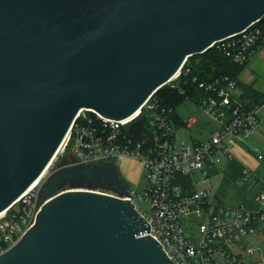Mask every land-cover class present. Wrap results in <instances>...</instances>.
Returning a JSON list of instances; mask_svg holds the SVG:
<instances>
[{"label": "water", "instance_id": "water-1", "mask_svg": "<svg viewBox=\"0 0 264 264\" xmlns=\"http://www.w3.org/2000/svg\"><path fill=\"white\" fill-rule=\"evenodd\" d=\"M262 19L264 0H0V214L53 162L80 110L131 118L188 58ZM115 172L61 168L0 264H173Z\"/></svg>", "mask_w": 264, "mask_h": 264}, {"label": "built area", "instance_id": "built-area-1", "mask_svg": "<svg viewBox=\"0 0 264 264\" xmlns=\"http://www.w3.org/2000/svg\"><path fill=\"white\" fill-rule=\"evenodd\" d=\"M261 46H264V24L256 23L217 42L211 49L243 66ZM192 70L188 58L159 90L168 88L185 96L191 86L203 92L197 108L219 128L205 142L176 146L172 110L162 103L157 90L125 120L114 121L90 109L80 110L61 143V152L70 159L65 166L84 164L101 169L105 163L115 166L125 160L138 162L145 187L140 192L129 189L130 198L123 199L144 218L148 236L173 264H260L243 260L239 252L251 259L258 249L247 247V240L264 237V154L252 140L264 103L246 108L233 97L235 80L217 76L201 81L192 75ZM138 116L141 121L126 135L123 126ZM193 123L194 118L190 117L185 126ZM236 147L252 154L262 169L259 173L242 166L239 178L242 186L258 187L256 209L227 207L212 199L204 166L236 161L233 154ZM194 173L201 175L199 182L194 181ZM33 189L0 214V254L33 226L41 208L39 194H34ZM141 202L149 207L144 209Z\"/></svg>", "mask_w": 264, "mask_h": 264}, {"label": "rangeland", "instance_id": "rangeland-1", "mask_svg": "<svg viewBox=\"0 0 264 264\" xmlns=\"http://www.w3.org/2000/svg\"><path fill=\"white\" fill-rule=\"evenodd\" d=\"M175 112L177 113L178 117L180 118L181 122L185 123L190 116L196 117L197 123L195 126H192L190 129H186L185 127H180L174 136V140L176 142V146L180 147L182 144L190 146L193 142L192 139L195 141H202L204 138H207L211 133L217 131L218 126H216L215 122L211 120L206 114L200 112L197 108V105L194 101L189 100L184 103L177 105ZM264 137V135H262ZM261 139V136H260ZM261 139V143H262ZM259 143V142H258ZM259 150L262 154H264V144L261 145L259 143ZM247 159L245 160L244 165L248 166L249 168H257L258 163L255 160L252 154L247 153ZM237 163L235 160L233 163ZM67 164V160L64 159V155L61 150L57 153L53 162L46 168L44 176L35 187L34 194H39L40 196V187L46 184V181L51 178L52 176L56 175L60 169ZM233 164H229L227 162H222L220 165L212 167L205 164L204 170L207 172L208 180H209V187L211 189L212 199L219 203L220 205H224L227 207H236V206H244L248 210L256 209V201L255 197L259 193V189L257 186H242L239 183L240 178V171L237 169V166H231ZM115 167L118 169L121 174L123 173V165L122 162H116ZM117 172V171H116ZM118 172V173H119ZM129 172H132V181L127 182L128 186L130 187V191L136 190L138 192L141 191L143 185V172L140 170L139 163L137 162V167L130 169ZM193 179L196 182L201 180V175L199 173L193 174ZM95 181V180H94ZM91 183L93 186V190L102 193V194H109L115 197H119L118 191L113 190L111 185L107 183ZM89 184L84 185L82 188L84 190H90ZM202 187V185H199ZM76 184L65 183L61 186L62 190H70L75 189ZM202 189V188H200ZM39 198V197H38ZM144 209H147L149 206L141 202L140 204ZM18 210V208L16 209ZM247 247H252L258 249L255 252L253 257L247 258V256L243 255L242 252L240 256H242L243 260L250 262L254 260L256 263L259 262L260 264H264V237H255L247 240Z\"/></svg>", "mask_w": 264, "mask_h": 264}, {"label": "crops", "instance_id": "crops-1", "mask_svg": "<svg viewBox=\"0 0 264 264\" xmlns=\"http://www.w3.org/2000/svg\"><path fill=\"white\" fill-rule=\"evenodd\" d=\"M253 53L254 54L249 58V60L246 62L243 68L237 73L236 82H238V84L233 92V97H235L238 101H240L246 107L250 105H259L261 101L262 102L264 101V46H261L259 49L255 50ZM189 100H185L182 103L189 101ZM177 105L175 106V109ZM261 110L262 111L259 114V127L256 133L253 135V139H252L253 143L255 144V146H257L258 149H259V143L261 145L264 144V137H262V135H264V105ZM190 117L194 118V123L191 124L189 127L185 126V123L187 121L185 123L181 122L177 113H176V119L172 121L171 124L176 129V131L180 127H185L186 129H190L192 128V126H195L197 123L196 117L194 116H190ZM176 122L181 123V124H177ZM260 136H261V139H263L262 143H261ZM207 138H204L202 141H195V139H192L193 140L192 145L203 143L205 142V139ZM233 154L236 155L237 157L236 162L242 169V166H245L244 159H247L248 154L239 147H236L234 149ZM122 165H123V171H122L123 173L121 174V176L127 182L132 181L133 183L132 172H129V171L130 169L132 170L133 168L137 167V162L134 160L133 161L125 160V161H122ZM245 167L249 168L248 166H245ZM251 169H256L257 172L259 173L262 171L259 165L257 168H251ZM140 170H141V167H140ZM144 185H145V182L143 180L142 189L145 187Z\"/></svg>", "mask_w": 264, "mask_h": 264}, {"label": "trees", "instance_id": "trees-1", "mask_svg": "<svg viewBox=\"0 0 264 264\" xmlns=\"http://www.w3.org/2000/svg\"><path fill=\"white\" fill-rule=\"evenodd\" d=\"M260 24H264V19H262ZM189 63L191 64L192 75L198 76L199 80L209 81L212 78L217 76H224L229 78L230 80H236L237 73L243 68V66H238L232 61L228 60L224 57L222 53H220L217 49H210L203 53L202 55L193 56L189 58ZM238 84V82H237ZM203 92L198 90L196 87L188 86L186 89V95L180 96L176 91H171L168 88H162L158 92L159 99L162 100V103L169 109L172 110V121L176 119L175 106L177 104L182 103L185 100H192L195 103H198L200 99H202ZM264 101L260 102L259 105H250L247 107L261 106ZM246 107V106H245ZM246 107V108H247ZM177 123V122H176ZM181 124V123H177ZM183 124V123H182ZM233 164L231 166H237V169L240 171V176L242 169L237 163H229ZM96 182V181H94ZM89 187V186H85ZM129 187V186H128Z\"/></svg>", "mask_w": 264, "mask_h": 264}, {"label": "bare ground", "instance_id": "bare-ground-1", "mask_svg": "<svg viewBox=\"0 0 264 264\" xmlns=\"http://www.w3.org/2000/svg\"><path fill=\"white\" fill-rule=\"evenodd\" d=\"M59 152V151H58ZM46 171V170H45ZM45 171L42 173V176L39 178V180H37L33 185H32V187H30L28 190V192H32V189L34 188V187H36V185L39 183V181L42 179V177L44 176L43 174L45 173ZM28 192H26V193H28Z\"/></svg>", "mask_w": 264, "mask_h": 264}, {"label": "flooded vegetation", "instance_id": "flooded-vegetation-1", "mask_svg": "<svg viewBox=\"0 0 264 264\" xmlns=\"http://www.w3.org/2000/svg\"><path fill=\"white\" fill-rule=\"evenodd\" d=\"M119 171H117V172H115L116 173V177H120V178H123L122 176H121V173H118Z\"/></svg>", "mask_w": 264, "mask_h": 264}]
</instances>
